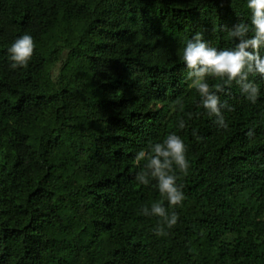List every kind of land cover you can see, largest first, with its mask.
Instances as JSON below:
<instances>
[{"label": "trees", "instance_id": "16d2710c", "mask_svg": "<svg viewBox=\"0 0 264 264\" xmlns=\"http://www.w3.org/2000/svg\"><path fill=\"white\" fill-rule=\"evenodd\" d=\"M251 17L247 0H0V264H264V74L205 75L223 129L182 59L197 34L236 50ZM171 133L189 164L174 208L148 166Z\"/></svg>", "mask_w": 264, "mask_h": 264}, {"label": "clouds", "instance_id": "9594fccd", "mask_svg": "<svg viewBox=\"0 0 264 264\" xmlns=\"http://www.w3.org/2000/svg\"><path fill=\"white\" fill-rule=\"evenodd\" d=\"M247 8L251 11L252 30L255 33V38L246 40L239 44L236 50H224L219 54L216 48L209 47L206 43L199 42L200 34L196 35L197 43H189L183 50L182 59L187 64L188 69L192 70L190 75H194L196 80L192 81V86L201 96L207 98L202 101L203 108L209 110L211 113L219 117L220 126L227 129L228 125L225 123V118L220 114L218 104L219 99L215 95H211L208 83L204 82L205 75H212L215 77H224L229 80H235L238 76H242L247 65L248 71H252V64H255V70L260 74H264V60L259 58V55H253L245 51L249 45L253 49H258L261 42H264V0H247ZM249 27L241 24L236 35H243L249 31ZM35 49L33 38L25 34L12 44L8 49L10 58L13 61L11 67L13 69L18 66H27ZM250 86H245L244 90L248 91ZM252 95L246 97L252 103L256 102V97L259 94L258 87L251 88ZM232 109L229 108V111ZM183 128L184 124L181 123ZM195 135V132L193 133ZM247 135L251 136L249 132ZM199 139V137H197ZM147 152L140 151L137 161L145 158ZM163 157V162H161ZM135 161V162H137ZM175 165V169L173 168ZM148 166L153 169L152 175L157 178V188L162 197H164L170 207H176L183 202L184 195L181 188L177 185V175L175 171L186 175L189 169V164L186 158V146L181 137L175 133L167 135L165 140L161 143H156L154 147V155L151 156ZM147 184V182H145ZM154 216L163 217L168 228H172L178 220L175 212L171 215L165 212L161 203L152 204ZM145 215L147 212L145 210ZM162 228L157 229V234H161Z\"/></svg>", "mask_w": 264, "mask_h": 264}]
</instances>
